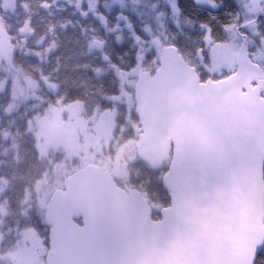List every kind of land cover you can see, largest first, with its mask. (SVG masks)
Returning a JSON list of instances; mask_svg holds the SVG:
<instances>
[{
    "label": "water",
    "instance_id": "1",
    "mask_svg": "<svg viewBox=\"0 0 264 264\" xmlns=\"http://www.w3.org/2000/svg\"><path fill=\"white\" fill-rule=\"evenodd\" d=\"M263 91L245 36L219 79L200 80L165 45L153 72L137 75L133 99L136 156L151 169L168 161V205L151 218L138 189L86 163L47 200L44 264H255L264 247Z\"/></svg>",
    "mask_w": 264,
    "mask_h": 264
},
{
    "label": "flooded vegetation",
    "instance_id": "2",
    "mask_svg": "<svg viewBox=\"0 0 264 264\" xmlns=\"http://www.w3.org/2000/svg\"><path fill=\"white\" fill-rule=\"evenodd\" d=\"M208 1L212 5L197 0H0V93L8 90L11 100L14 86L7 70H12L28 92L29 86L36 85L32 101L58 108V121L67 117L64 109L69 110V103L74 101L82 105L80 116L84 119L114 109V119L119 114L123 123L116 128L115 122L108 130V146L115 135L120 138L128 134V85L133 86L137 76L130 72H153L165 45L177 50V46H183L186 53H195L196 13L217 5L216 0ZM206 31L209 29L204 28V36ZM171 36L175 42H171ZM94 40L100 49L89 48ZM127 73L123 79L122 74ZM70 85L82 89L100 85L112 90L100 94L98 100L111 104L87 114L80 98H68ZM117 96L120 100L115 99ZM69 113L70 125L54 129L62 131L63 141L70 144L78 141L80 133L74 112ZM4 209L0 204V216ZM26 231L9 238L0 232V264H34L32 254L38 251L36 226Z\"/></svg>",
    "mask_w": 264,
    "mask_h": 264
},
{
    "label": "trees",
    "instance_id": "3",
    "mask_svg": "<svg viewBox=\"0 0 264 264\" xmlns=\"http://www.w3.org/2000/svg\"><path fill=\"white\" fill-rule=\"evenodd\" d=\"M215 9L196 13V42L195 53H186L185 47L177 46L185 60L193 65L197 70L200 79L206 78V69L201 63L200 55L204 62L207 60V45L204 40V28L200 24H205L213 42L227 39L226 28L237 23V16L240 8L236 0H216ZM240 16V15H239ZM264 26H262V30ZM171 42H175L171 36ZM183 40V37H182ZM86 58V57H85ZM229 71H223L224 76ZM215 78V77H213ZM116 85L118 84L115 82ZM117 89V88H115ZM112 90L99 87L69 86L68 98H80L84 104V110L91 114L95 109L106 108L110 102H99L100 94H108ZM84 92L85 95H82ZM132 93V86L130 88ZM103 93V94H104ZM134 102L128 109V138H136L135 125L137 117L133 111ZM119 107V106H118ZM8 110V111H7ZM27 108L24 101L19 100L12 105L8 98V90L0 93V204H3L4 214L0 216V232L5 238L11 237L14 233L27 232L32 225L36 226L37 233L46 238L47 225L43 222L42 211L34 212L36 191L35 186L38 180L47 172L49 160L46 156H41L31 139L32 132L28 129L30 118L35 112ZM116 128L122 125L123 119L118 114L115 118ZM168 161H165L157 169L149 168L143 161L134 159L128 165V173L125 184L137 188L144 196L148 197L152 208V218L159 217V208L168 204L167 192L161 184V175L167 168ZM117 181V180H116ZM264 181V172H263ZM121 184V181H117ZM33 214V215H32ZM0 233V234H1ZM43 259V258H42ZM41 259V260H42ZM255 264H264V247L258 253Z\"/></svg>",
    "mask_w": 264,
    "mask_h": 264
},
{
    "label": "rangeland",
    "instance_id": "4",
    "mask_svg": "<svg viewBox=\"0 0 264 264\" xmlns=\"http://www.w3.org/2000/svg\"><path fill=\"white\" fill-rule=\"evenodd\" d=\"M168 2L171 3V0H168ZM236 2L240 8V16L238 15L236 18L237 23L235 22L226 28L227 39L213 42L209 31L205 33L204 40L208 46V61L204 62L201 59V63L204 66L203 69L207 71L206 77L218 78L223 71H231L234 68L237 47L243 39L241 34L244 33L247 35L249 49L252 52L251 59L260 64L264 77V29L262 30L264 15L260 17L264 13V0H236ZM258 14L260 15L256 17ZM253 18L256 19L252 20ZM241 25L244 28L239 29ZM200 27L202 29L206 28L203 23ZM236 28L239 33L236 32ZM139 71L133 69L130 74H138ZM7 73L11 77L14 86L10 93L12 105L19 100H23L27 108L41 109L42 103H35L31 98L33 92H36V85L29 86L30 92H28V88L23 86L24 83L17 77V73L12 70H7ZM122 75L124 79L125 76H128V73ZM18 80L22 83L21 86ZM131 86L132 84L128 85L129 107L132 105L133 100L130 92ZM123 95L124 93H121V96ZM119 98V96L115 97L116 100H120ZM68 106L69 110L64 109V112H68L67 117L63 116L60 121H58V113L60 112L58 108L53 109L52 106L45 105L41 112L33 114L28 123V129L32 132L33 137L31 139L34 140L39 154L43 157L46 156L49 160L47 172L37 181L35 186L37 196L34 205L37 212L44 210L51 191L55 187H60L63 177L78 167L86 163H94L103 169H108L115 180L123 181L128 173V165L136 159L133 143L135 139L133 141L128 138V135H119L120 138L115 135V139L106 146V142L110 138L108 130L115 123L114 109L109 108L107 110L113 112H99L84 119L80 116L82 105L78 101L71 102ZM69 112H74L73 119L79 125L80 133L78 141L70 144L65 140L63 141L65 134L62 131L54 129L57 126L61 127L60 125L65 126V123L70 125L72 116ZM134 127L136 130L137 123ZM128 133L131 134V131L128 130ZM66 136L68 135L66 134ZM155 207L154 205L152 208ZM34 234L37 236V242L35 243L38 247V253L34 252L32 254L33 263L43 264L41 259L46 250L45 239L39 233L34 232Z\"/></svg>",
    "mask_w": 264,
    "mask_h": 264
}]
</instances>
